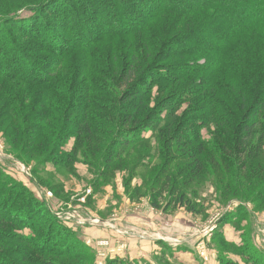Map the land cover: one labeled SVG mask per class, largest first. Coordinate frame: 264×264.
Listing matches in <instances>:
<instances>
[{
    "label": "trees",
    "instance_id": "obj_1",
    "mask_svg": "<svg viewBox=\"0 0 264 264\" xmlns=\"http://www.w3.org/2000/svg\"><path fill=\"white\" fill-rule=\"evenodd\" d=\"M1 1L7 2L0 5V126L7 123L5 133L13 144L21 138L17 158L54 156L67 129L74 135L73 150L82 146L84 158L87 151L95 156L109 147L140 142L118 128L139 124L129 132L134 133L152 126L154 112L145 86L155 82L167 93L186 80L183 85L189 89L178 95L177 103L189 107L174 118L178 122L170 141L178 149L188 148L182 157L192 160L194 169H186L187 177L201 173L203 160H218L225 169L238 160L237 180L224 197L239 191L243 197L244 188L264 182L259 156L264 142V0ZM20 11L28 16L20 17ZM212 122L214 137L205 141L199 129ZM171 125L164 127L167 134ZM188 126L191 131L181 132ZM165 145L169 152L168 141ZM119 154L111 149L103 160L106 167L119 162ZM149 194L150 205L159 209V195ZM168 197L166 204L173 209L201 213L175 188ZM255 197L264 203L263 191ZM28 200L20 208L28 216L22 223L33 226L25 238L4 229L20 223L8 215L17 201L9 205L8 199H0V233L7 237L0 250L11 256L0 253V264H53L41 259L47 253L83 263L78 252L45 251L48 238L39 249L33 244L36 221H30L36 218L33 200ZM122 263L118 258L107 262Z\"/></svg>",
    "mask_w": 264,
    "mask_h": 264
},
{
    "label": "rangeland",
    "instance_id": "obj_2",
    "mask_svg": "<svg viewBox=\"0 0 264 264\" xmlns=\"http://www.w3.org/2000/svg\"><path fill=\"white\" fill-rule=\"evenodd\" d=\"M5 3L0 0V5ZM18 14L20 17L28 16L24 11ZM163 24L161 21V25ZM185 83L186 80L176 90L174 87L169 88L167 93H164L163 85L155 82L145 86L150 92L148 106L154 112L152 126L146 130L138 129L134 133L129 132L139 124L118 128L128 136H138L143 140L131 145L124 144L121 148L118 145L109 147L110 149H104L95 156L94 152L85 151L87 158L82 157L84 148L79 144L73 150L75 139L69 129L61 133L57 142V153L54 156H43L48 157L46 161L42 157L36 160L35 156L24 154L17 158L22 148L21 138L18 139V144H13L12 137L5 133L7 123L0 126V192H3L0 199H8L9 205L14 200L17 201L9 209L11 211L8 215L20 222L17 227L7 225L4 229L8 233L30 237L29 230L33 226L22 223L28 216L24 210H20L30 195L33 202L28 201L34 206L31 214L36 218L30 221H36L33 224L36 230L33 244L39 249L43 247L41 242L48 238L51 243L45 251L51 249L52 254L66 251L70 255L78 252L84 258L83 263H80L81 259L79 262L68 261L54 258L49 253L41 257L43 261H51L53 264H107L108 260H114L111 258L114 255L111 251L121 250L116 258L126 252V236L133 237L136 234L148 238V234L154 233L148 228L147 220L158 224V229L164 228L154 233L155 240H162L159 243L160 254L154 257L156 264H168L165 258L166 254L167 257L170 256L169 248H172V244H169L167 238L176 239L177 236L184 238L183 242L191 243L203 264L210 260H215L217 264H225L228 260L238 264L235 259L240 260L241 264H264V203L261 205V197H255L264 192V182L257 187L244 188L247 192L244 198L240 196L241 191L235 197H224L230 192V184L237 180L234 176L238 169V160L231 162L227 169L218 160H203L205 166L201 173L195 178H188L186 169H194V166H190L192 160L182 157L188 148L178 149V144L170 141L178 122L174 118H180L189 107V103H177L180 102L178 95L189 89V85H183ZM9 84L16 85L14 82ZM190 100L194 103L196 101L192 97ZM99 117L106 120L107 116ZM189 119L194 118L190 115ZM166 124H172L168 134L164 130ZM185 129L181 132L192 130L189 126ZM199 130V135L205 141H211L214 137L213 122ZM113 133L114 137L116 129ZM166 141L170 146L169 152L164 149ZM111 149L113 152L120 151V161H111L106 167L103 160ZM261 155L264 158V142L259 152V156ZM263 158L261 161L264 162ZM172 188L179 194H184L185 200L201 213L192 214L183 208L173 209L172 204L167 206L166 203L170 201L168 191ZM150 191L156 196L159 195V209L150 205ZM151 200L154 201V198ZM125 218H132L129 220L130 225ZM125 221L127 223H123ZM226 225L241 232L239 243H228L224 240L222 229ZM177 227L183 230L182 234L176 232ZM166 228H171V231ZM98 229L112 231L121 240L112 244L109 240H98L88 235L90 231ZM6 239L0 233V248L1 242ZM101 243L106 246H99ZM0 253L4 255V251L0 250ZM5 256L8 259L11 257L6 253Z\"/></svg>",
    "mask_w": 264,
    "mask_h": 264
},
{
    "label": "crops",
    "instance_id": "obj_3",
    "mask_svg": "<svg viewBox=\"0 0 264 264\" xmlns=\"http://www.w3.org/2000/svg\"><path fill=\"white\" fill-rule=\"evenodd\" d=\"M127 210V209H125ZM153 215V214H152ZM151 215L148 216L150 218ZM128 221V224L131 223L129 220L132 218H125ZM147 219V218H146ZM136 222V219L133 220ZM147 226L151 231H154V233H158L157 230L164 229L163 227L159 228L158 224L153 222V220L149 221L147 220ZM123 223H127L126 221ZM168 227V226H165ZM172 228V227H171ZM171 228H166L167 231H171ZM140 230V229H139ZM181 229L178 227L176 228V232L178 234H182ZM150 233L148 234V238H143L140 236H126L128 240H126L127 244V250L126 252H123L122 255L118 258L119 260H122L124 262H140V264H156L154 261V257L158 256L160 254V242L158 240H155V234ZM90 237H94L98 240H109L112 244H117L118 240H121V237L115 235L112 231H109L107 229H98L94 231H90L88 234ZM222 236L224 240L228 243H239L241 232L236 231L234 229H231L229 225H226L222 229ZM178 238L174 239V237L167 238L169 244L172 248H169L170 256L166 254V260L168 264H203L202 261L196 256V252L194 248L191 246L190 242H183L185 240L184 238L177 236ZM181 240V242H180ZM164 257V256H163ZM238 264L240 263V260L235 259ZM207 264H217L215 260H210Z\"/></svg>",
    "mask_w": 264,
    "mask_h": 264
},
{
    "label": "built area",
    "instance_id": "obj_4",
    "mask_svg": "<svg viewBox=\"0 0 264 264\" xmlns=\"http://www.w3.org/2000/svg\"><path fill=\"white\" fill-rule=\"evenodd\" d=\"M99 246L103 247V246H106V245H105L104 243H101V244H99ZM111 253L114 254V255H112L111 258H112V259H115V258H116L115 256L118 255V253H121V250L118 249L117 252H115V251H111Z\"/></svg>",
    "mask_w": 264,
    "mask_h": 264
}]
</instances>
